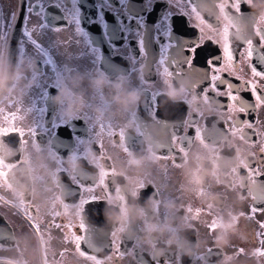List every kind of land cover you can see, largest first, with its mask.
<instances>
[{
	"label": "flooded vegetation",
	"instance_id": "1",
	"mask_svg": "<svg viewBox=\"0 0 264 264\" xmlns=\"http://www.w3.org/2000/svg\"><path fill=\"white\" fill-rule=\"evenodd\" d=\"M236 4L0 0V264H264V0Z\"/></svg>",
	"mask_w": 264,
	"mask_h": 264
},
{
	"label": "snow or ice",
	"instance_id": "2",
	"mask_svg": "<svg viewBox=\"0 0 264 264\" xmlns=\"http://www.w3.org/2000/svg\"><path fill=\"white\" fill-rule=\"evenodd\" d=\"M237 11H239V0H237ZM257 35L259 37V44L254 45L253 47V51H252V58L254 60L257 61V63L261 64L262 66H264V33H261L259 29H257ZM252 41H249V44L252 45ZM255 47H259L261 49V51L259 53L255 52ZM187 51L190 52L191 54V60L189 61V66L191 64L192 60H197V58L200 55V52L203 51V48L200 47V50L198 51L196 47H193L191 49H188ZM220 53L216 52L213 53V56H219ZM206 67H208L210 69V72L212 73L211 78H210V87L212 88L213 91H216L219 93V88H217V77H216V73L219 72V69L215 67L214 61H209L208 64L206 65ZM255 71V68L253 69ZM261 75H264V73H260ZM166 75L171 76V73H167ZM220 83H222L224 85V87L226 89H228L230 91V95H229V99H232L234 95H238L239 94V87L237 86L234 90H233V85L224 80L222 77L220 78ZM238 84V82H237ZM258 96V93L253 92V94H251V96L248 97V101H252L254 100L256 97ZM243 99V98H241ZM21 135H23V133H21Z\"/></svg>",
	"mask_w": 264,
	"mask_h": 264
},
{
	"label": "clouds",
	"instance_id": "3",
	"mask_svg": "<svg viewBox=\"0 0 264 264\" xmlns=\"http://www.w3.org/2000/svg\"><path fill=\"white\" fill-rule=\"evenodd\" d=\"M101 86H103L102 83H101ZM121 87L122 86H120V85L116 86L118 94L115 95L113 98L115 100V103L117 105L125 108V109H130L131 107L138 104V102H139L138 94L135 91L121 92L120 91ZM170 95H171V93H170ZM57 102L61 103V104L67 102L68 106H69V114L70 115L75 113L76 111H78L83 106L82 105V97L74 102L72 99V95L69 92L63 91V90L61 91V94L57 97ZM126 211H127L126 209H121L120 212H114L111 214L110 218L114 222L120 223L124 219Z\"/></svg>",
	"mask_w": 264,
	"mask_h": 264
}]
</instances>
